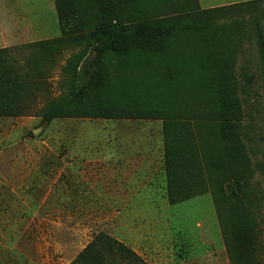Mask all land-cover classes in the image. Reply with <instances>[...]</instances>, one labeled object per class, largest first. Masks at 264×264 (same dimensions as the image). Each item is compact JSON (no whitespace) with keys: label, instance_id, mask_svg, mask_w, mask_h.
Instances as JSON below:
<instances>
[{"label":"rangeland","instance_id":"obj_1","mask_svg":"<svg viewBox=\"0 0 264 264\" xmlns=\"http://www.w3.org/2000/svg\"><path fill=\"white\" fill-rule=\"evenodd\" d=\"M203 1L214 6L254 2L216 14H200L194 0H144L133 10L113 5L123 21L131 17L164 18L207 28L203 37L181 36L171 49L163 48L164 59L160 56L159 61L150 62L142 55L141 63L153 70L159 69L161 63L166 68L171 64H188L200 46L206 49L214 39V46L221 47L225 42L224 50L235 53L237 69L244 60H249L246 66L253 77L243 109L247 127L245 145L255 175L246 194L257 206L251 212L256 224L253 262L264 264V78H257L264 72V62H260L264 59V0ZM25 10L38 13L46 28L41 33L48 31L46 35L54 37L57 14L49 2L41 4L39 10L31 4ZM186 13L190 16H185ZM0 15H4V9L0 8ZM88 16L93 15L84 17ZM72 21L77 23L76 19ZM246 32L251 41L238 42L239 36ZM258 33H262L263 43L256 42ZM31 44L8 48L6 56H2L10 77L17 74L25 85L21 101L27 114L0 118V264H72L99 232L125 244L147 264H233L210 192L175 206L165 199L154 202L54 199L53 169L59 167V160L51 151L52 135L45 134L46 126L40 124L38 114L51 100L69 94L62 69L85 43L66 44L49 63L41 61L43 64L40 54L29 47ZM34 58L40 64L35 74L30 65ZM98 68L96 53L91 49L79 66L78 84L89 81ZM190 84L194 80L179 81L177 85L184 88ZM190 100L196 106L199 104L195 95ZM177 102L182 103V98L178 97ZM178 124L171 125L170 134L172 137L178 134L183 140L184 131ZM207 143L210 145V141ZM196 187L191 186L187 192H196Z\"/></svg>","mask_w":264,"mask_h":264},{"label":"trees","instance_id":"obj_2","mask_svg":"<svg viewBox=\"0 0 264 264\" xmlns=\"http://www.w3.org/2000/svg\"><path fill=\"white\" fill-rule=\"evenodd\" d=\"M54 1L61 37L29 46L40 54V64L43 60L46 63L53 60L66 44L84 42L85 46L72 55L62 69L69 94L51 100L41 109L40 124L47 127L55 119L162 121L167 203L175 206L210 192L233 264H254L256 224L251 212L257 206L246 190L251 187L255 172L245 145L247 127L243 109L253 77L246 66L249 60H244L237 69L235 53L224 50L225 42L221 47L214 46V39L209 41L210 47L198 48L186 71L172 72L169 67H162L163 63L153 70L150 65L141 63L142 55L150 62L159 61L160 56L164 59L163 48L171 49L175 40L188 34L203 37L207 28L164 18L135 17L119 21L115 8L101 0L95 3L92 0ZM253 2L206 11H199L197 5L196 8L200 14L226 13ZM88 14L97 22L83 25L72 21ZM242 39L251 41V36L246 32L239 36L238 42ZM256 42L263 43L262 33L257 34ZM91 49L96 53L99 68L89 81L79 85V66ZM7 53V49L0 50V118L22 117L27 114L21 101L26 89L17 74L10 77L11 72L2 57ZM40 64L36 58L32 60L33 74ZM257 78H264V72ZM177 80H194V84L182 88ZM194 95L198 97L197 106L190 103ZM178 97L182 98V103L177 102ZM172 124L181 125L183 140L178 134L171 136ZM191 186H197V191L187 192ZM72 264L147 263L125 244L99 232Z\"/></svg>","mask_w":264,"mask_h":264},{"label":"crops","instance_id":"obj_3","mask_svg":"<svg viewBox=\"0 0 264 264\" xmlns=\"http://www.w3.org/2000/svg\"><path fill=\"white\" fill-rule=\"evenodd\" d=\"M142 1L102 2L113 7L114 3L119 9L127 7L133 10ZM45 2L52 5L56 14L54 0H0V8L4 9V15H0V50L50 40L46 35L48 31L41 33L46 28L40 15L25 10L30 4L39 10ZM196 5L199 11L229 6L205 4L203 0H197ZM117 20L123 21L122 18ZM55 21L56 33L51 39L61 37L58 19ZM95 22L94 16L77 21L83 25ZM187 37L199 36L188 34ZM168 67L172 72L180 73L186 71L188 64H171ZM44 132L52 135L51 151L59 160V167L53 169L54 199L122 202L168 199L162 121L55 119ZM196 169L198 171V164ZM196 178L198 180L199 176Z\"/></svg>","mask_w":264,"mask_h":264}]
</instances>
